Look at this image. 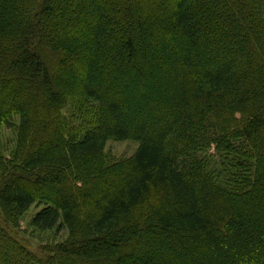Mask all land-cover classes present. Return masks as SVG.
Wrapping results in <instances>:
<instances>
[{
	"label": "trees",
	"instance_id": "1",
	"mask_svg": "<svg viewBox=\"0 0 264 264\" xmlns=\"http://www.w3.org/2000/svg\"><path fill=\"white\" fill-rule=\"evenodd\" d=\"M263 1L0 0V264H264Z\"/></svg>",
	"mask_w": 264,
	"mask_h": 264
},
{
	"label": "rangeland",
	"instance_id": "2",
	"mask_svg": "<svg viewBox=\"0 0 264 264\" xmlns=\"http://www.w3.org/2000/svg\"><path fill=\"white\" fill-rule=\"evenodd\" d=\"M192 2L193 7L196 8V2H198V0H192ZM262 15L264 18V10H261V16ZM261 25L264 26L262 21L261 24L259 23L258 29L261 27ZM73 106L74 105L69 102V105L67 104L66 106L68 108L62 110V115L65 116L70 121V123L73 124V126L77 125V123L80 121L88 122L90 120L92 108H90L89 104L79 105L80 107L77 114L73 113ZM19 128L20 119L18 116H13L11 117L9 123L0 125V158L5 159V161L18 163V160L21 156V138ZM137 146L138 144L134 141L110 140L106 145L105 155L107 156L109 162L129 158L133 155ZM208 154H212L215 157H220V155H222V153L218 152L215 147L210 149ZM0 162L3 163V160ZM40 209L41 205L36 203L30 208V210L24 213L18 222L19 228H16L15 232L18 233L19 238L22 239L29 248L39 252L38 254L43 253L45 258L46 255L50 253L52 247L63 242L67 238L68 230H66V228L54 229L51 231H42L36 229L34 226H32L31 221L34 215Z\"/></svg>",
	"mask_w": 264,
	"mask_h": 264
}]
</instances>
